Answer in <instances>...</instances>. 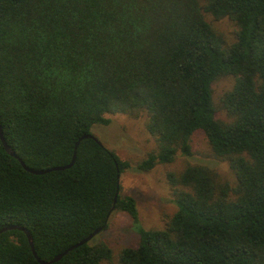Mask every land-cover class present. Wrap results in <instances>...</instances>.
<instances>
[{"label":"trees","instance_id":"obj_1","mask_svg":"<svg viewBox=\"0 0 264 264\" xmlns=\"http://www.w3.org/2000/svg\"><path fill=\"white\" fill-rule=\"evenodd\" d=\"M207 13L234 21L235 41L226 45ZM223 76L234 83L217 106L213 84ZM131 112L146 115L157 141L142 159L80 140L108 114ZM0 126L37 170L69 164L76 150L71 167L35 174L0 137V229L26 227L41 259L124 211L139 239L120 264H264V0H0ZM199 129L235 184L204 164L169 172L177 210L145 228L121 174L191 156ZM112 255L94 237L51 264ZM0 264H41L23 230L0 233Z\"/></svg>","mask_w":264,"mask_h":264},{"label":"rangeland","instance_id":"obj_2","mask_svg":"<svg viewBox=\"0 0 264 264\" xmlns=\"http://www.w3.org/2000/svg\"><path fill=\"white\" fill-rule=\"evenodd\" d=\"M206 18L219 30L229 45L236 39L237 26L228 17L215 19L211 14ZM234 77L223 76L213 84V97L217 106L222 95L233 87ZM218 116L227 119L226 113L219 108ZM110 123H97L91 127L103 145L114 150L121 159L136 162L149 151L157 147L156 138L146 128V115L136 113L108 114ZM191 156H178L175 161L157 164L148 171L138 170L135 166L121 174L120 184L123 195H132L137 202L139 218L147 229L163 227L166 221L176 212L173 187L169 181V172H180L188 164H204L214 169L219 178L235 184L236 175L228 162L217 157L211 148L205 132L196 130L192 136ZM96 240L103 239L112 249L111 260L102 264H120L119 253L127 246H135L139 235L132 226L130 215L124 211H113L108 227L95 236Z\"/></svg>","mask_w":264,"mask_h":264},{"label":"water","instance_id":"obj_3","mask_svg":"<svg viewBox=\"0 0 264 264\" xmlns=\"http://www.w3.org/2000/svg\"><path fill=\"white\" fill-rule=\"evenodd\" d=\"M0 137H1V140L6 148V151L11 154L12 156L16 157L19 159L20 163L22 164V166L29 172H32V173H35V174H44L46 172H49V171H52V170H63V169H66V168H69L71 167L74 162H75V159H76V150L74 152V156H73V159L72 161L67 164V165H63V166H53L51 168H47V169H34L32 167H29L28 165H26V163L18 156V154L15 152L14 149H12V147L6 142V139L4 137V134H3V130L0 126ZM86 137H91L93 139H95L96 141H98V143L102 144V142L93 134H85L84 136H82L80 138L83 139V138H86ZM79 142H77L76 144V148L78 146ZM113 211V208L111 209V212ZM12 229H20V230H23L27 237H28V240H29V243H30V246L32 248V252L33 254L35 255V257L37 258V260L41 263V264H51V263H54V262H57L59 261L64 255H66L70 250L74 249L75 247H78L80 245H83L87 242H89L90 240H92L98 233H100L102 231V228H98L96 229L93 233H91L90 235H88L87 237H85L84 239H82L80 242L70 246L69 248H67L66 250H64L63 252L57 254L56 256H54L53 258H51L50 260H43L41 259L36 250H35V246H34V239H33V236L31 234V232L24 226H21V225H8V226H5L3 227L2 229H0V233L4 232V231H7V230H12Z\"/></svg>","mask_w":264,"mask_h":264}]
</instances>
